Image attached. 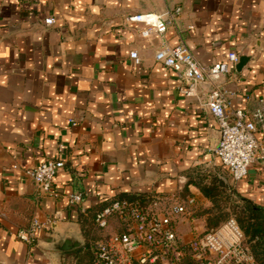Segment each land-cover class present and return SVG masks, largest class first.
Returning a JSON list of instances; mask_svg holds the SVG:
<instances>
[{
	"label": "crops",
	"instance_id": "1",
	"mask_svg": "<svg viewBox=\"0 0 264 264\" xmlns=\"http://www.w3.org/2000/svg\"><path fill=\"white\" fill-rule=\"evenodd\" d=\"M174 3L0 0V264H85L79 248L120 230L115 217L98 228L94 212L120 196L144 195L148 205L192 197L194 213L205 212L180 218L184 240L211 212L200 185L224 181L264 205L260 169L235 182L216 156L220 131L207 105L219 85L231 112L264 117V0H180L181 13L162 35L144 37V24L128 20ZM179 43L204 65L231 52L249 60L187 97L180 74L154 59L160 46ZM134 50L138 64L129 57ZM46 159L64 166L51 191L39 194L23 171ZM73 192L87 197L71 203ZM34 217L44 226L28 243L16 233ZM55 232H76L83 244L49 249Z\"/></svg>",
	"mask_w": 264,
	"mask_h": 264
},
{
	"label": "built area",
	"instance_id": "2",
	"mask_svg": "<svg viewBox=\"0 0 264 264\" xmlns=\"http://www.w3.org/2000/svg\"><path fill=\"white\" fill-rule=\"evenodd\" d=\"M174 2L172 8L161 13H138L128 17V20L144 24L141 31L144 37L151 33L162 35L181 13L180 0ZM53 23L54 17L44 19L46 26ZM129 57L136 64L141 61L135 50L129 53ZM154 59L179 73L187 83L180 91L187 97H193L198 84L211 82L228 73L230 64L237 61V55L231 52L227 61L204 65L186 45L179 43L173 47L160 46L154 52ZM213 92L214 96L207 105L220 131L214 150L216 156L235 182L243 179L252 166H257L264 174V117L261 114L249 117L242 109L231 112L228 91L215 85ZM71 122L76 124L74 120ZM63 166L64 162L60 159H46L37 166L24 169L23 173L33 182L39 194H47ZM86 197L83 192L68 195L71 203H81ZM193 203L192 197H186L183 203L148 205L143 210L126 199H114L97 209L93 221L98 228H106L110 219L115 217L120 222V230L91 243L95 264H258L233 217L184 240L176 226L181 217L194 213ZM42 226L44 224L34 217L28 227L17 231L16 236L31 243L35 231Z\"/></svg>",
	"mask_w": 264,
	"mask_h": 264
},
{
	"label": "trees",
	"instance_id": "3",
	"mask_svg": "<svg viewBox=\"0 0 264 264\" xmlns=\"http://www.w3.org/2000/svg\"><path fill=\"white\" fill-rule=\"evenodd\" d=\"M224 188H228V185L224 181H219L216 186L208 185L205 187L200 185L203 195L211 199L212 209L216 210L215 216L212 215V217L207 218V225L209 227H216L222 222L221 215L218 212H222L223 210V205H219V199L222 198ZM229 190H231L233 196L235 195L238 198L237 203L232 205L231 211L235 214L236 220L246 237L256 261L258 264H264V205L238 195L233 189ZM116 199H126L143 210L151 203L150 199L144 195H125ZM226 212L228 213L229 211ZM90 245L91 243H86L78 249L82 252L81 257L85 260V264H95Z\"/></svg>",
	"mask_w": 264,
	"mask_h": 264
},
{
	"label": "water",
	"instance_id": "4",
	"mask_svg": "<svg viewBox=\"0 0 264 264\" xmlns=\"http://www.w3.org/2000/svg\"><path fill=\"white\" fill-rule=\"evenodd\" d=\"M248 60V56H240L238 58V61L235 63V70L237 72H240L241 69L246 65ZM82 244L83 241L78 238L76 232H55L54 236L51 238L49 249L58 251H69L82 246Z\"/></svg>",
	"mask_w": 264,
	"mask_h": 264
},
{
	"label": "rangeland",
	"instance_id": "5",
	"mask_svg": "<svg viewBox=\"0 0 264 264\" xmlns=\"http://www.w3.org/2000/svg\"><path fill=\"white\" fill-rule=\"evenodd\" d=\"M230 177H231V175H230ZM229 187H230V184L228 185ZM230 189V188H229ZM226 191H227V188H224L223 189V195H222V198H220L219 199V205H223V207H222V212H218V214L219 215H221V221L223 222L225 219H227L228 217H233V218H235V220H236V216H235V214H233L232 213V211H231V207H232V205H235L236 203H237V201H238V198L234 195V196H232L231 195V190H229V192H228V196H227V194H226ZM238 195H240V196H242V197H245L244 195H242L241 193H239V192H237L236 190H234ZM251 200V199H250ZM228 206V207H227ZM227 208H229V210H227ZM215 211L216 210H214V209H212V206H211V212H210V214H208V216H207V218L208 217H212V215L213 216H215L216 214H215ZM226 211H229L228 213L226 212ZM203 212H205V208H204V210L202 211V212H200V210H199V212H196V213H194L193 214V216H197V217H200L201 216V214H203ZM224 212V213H223ZM205 221V223L204 224H200L201 222H199V221H197L195 224H196V226L194 227V229H193V235L195 234V231H197V232H203V231H205V230H208L209 228H211V227H209L208 225H207V219H205L204 220ZM237 221V220H236ZM187 227V225H185V226H182V229L183 230H185V228ZM188 230H190V229H187V230H185V231H188ZM189 232V231H188ZM247 241V240H246ZM248 243V242H247Z\"/></svg>",
	"mask_w": 264,
	"mask_h": 264
}]
</instances>
